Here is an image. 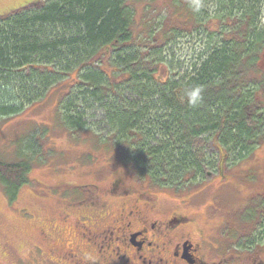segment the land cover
Returning <instances> with one entry per match:
<instances>
[{
  "label": "trees",
  "instance_id": "16d2710c",
  "mask_svg": "<svg viewBox=\"0 0 264 264\" xmlns=\"http://www.w3.org/2000/svg\"><path fill=\"white\" fill-rule=\"evenodd\" d=\"M130 1L39 0L0 16V118L72 80L59 104L64 127L98 142L104 127L115 163L140 184L197 188L264 142V0H204L199 13L190 0H176L161 40L152 27L134 34ZM186 42L195 48L178 57ZM195 86L203 100L192 107L185 91ZM208 139L217 153L196 147ZM30 170V161H0V182L12 199Z\"/></svg>",
  "mask_w": 264,
  "mask_h": 264
},
{
  "label": "rangeland",
  "instance_id": "374dc122",
  "mask_svg": "<svg viewBox=\"0 0 264 264\" xmlns=\"http://www.w3.org/2000/svg\"><path fill=\"white\" fill-rule=\"evenodd\" d=\"M38 1L0 0V16ZM175 2L177 1L131 0L130 5L136 11L134 34L140 37L144 30L142 36L147 35L148 27H152L157 32H152L153 35L161 40L166 30L173 25ZM188 27L189 25L186 26ZM211 29H216V25H212ZM179 37L176 39L178 46L185 36ZM179 48L180 54L175 53L178 57H184L185 54L189 56L195 48L194 42H186ZM258 69L264 72V53ZM73 83L72 80H65L54 87L43 101L28 106L18 115L0 118V161L5 164L30 161L31 166L28 184L17 192L14 199L0 182V264H54L51 261L46 263L48 258L45 250L48 246L41 235L47 230L48 223L58 218L61 220L60 213L67 210V207L60 200L59 194L54 191L49 194V187L61 186L63 190L64 186L99 179L108 186L117 176L123 177L128 184L138 186L128 168L115 163L109 133L104 127L100 126L96 130L101 133L99 142L90 133L74 134L64 127L58 111L59 104ZM259 102L264 105V95L259 98ZM195 145L199 149L205 147L217 153L218 146L211 139L198 141ZM224 155L225 152L221 150L220 156ZM217 157L220 158L218 155ZM227 165L223 163V175L213 177L197 188L179 192L160 189L156 192L174 198L180 196L182 200L199 197L191 200L193 203L187 211L198 213L197 221L208 233L210 226L206 227L203 220L209 217V204L218 202L222 211L215 215L218 216V221L215 219L211 225L212 234H216L214 230L217 226L233 216V225L223 232V237L232 242L237 241V245L232 248L244 256L250 253L246 249V243L252 237L259 241L264 239L260 235L264 234V220H259V216L264 215L260 214L264 210V199L247 203L257 192L264 193V142L246 159L239 160L230 167ZM250 174L252 176L246 179V175ZM240 204L245 205L240 210H235ZM258 224L260 225L257 226ZM59 226L63 228L64 225L59 221ZM255 227L257 231L252 233ZM235 228L240 232L239 237ZM62 237L68 240V232L63 233Z\"/></svg>",
  "mask_w": 264,
  "mask_h": 264
},
{
  "label": "flooded vegetation",
  "instance_id": "af4514ba",
  "mask_svg": "<svg viewBox=\"0 0 264 264\" xmlns=\"http://www.w3.org/2000/svg\"><path fill=\"white\" fill-rule=\"evenodd\" d=\"M251 176L246 175V179ZM137 183L138 186L128 184L117 176L108 186L99 179L64 186L63 190L61 186L49 187V194L50 191L59 194L67 210L60 213L61 220L48 223L47 230L42 232L41 239L48 246L46 263L264 264V239H246L250 253L243 256L232 248L237 241L223 237V232L233 225V216L212 234L211 225L218 218L215 215L222 211L218 202L209 204V217L203 220L206 227L210 226L208 233L197 221L198 213L187 211L193 203L191 200L199 197L182 200L180 196L174 198L156 192L150 184ZM259 198L264 199V193L257 192L247 203ZM245 204L236 206L235 210ZM263 217L260 215L259 220H264ZM256 227L252 233L257 231ZM235 230L239 237V230ZM65 232L68 240L62 237Z\"/></svg>",
  "mask_w": 264,
  "mask_h": 264
},
{
  "label": "clouds",
  "instance_id": "9594fccd",
  "mask_svg": "<svg viewBox=\"0 0 264 264\" xmlns=\"http://www.w3.org/2000/svg\"><path fill=\"white\" fill-rule=\"evenodd\" d=\"M192 10L196 13L201 12L202 9H205L207 6L204 3V0H190V5H189ZM209 14H212L214 12V9L208 7L207 8ZM185 96L187 97V101L190 106L196 107L198 106L202 100V89L200 86H195L192 88H189L185 91Z\"/></svg>",
  "mask_w": 264,
  "mask_h": 264
}]
</instances>
